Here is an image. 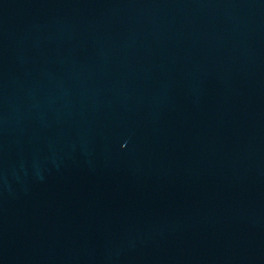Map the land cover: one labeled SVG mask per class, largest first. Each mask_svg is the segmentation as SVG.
<instances>
[{"label":"water","instance_id":"obj_1","mask_svg":"<svg viewBox=\"0 0 264 264\" xmlns=\"http://www.w3.org/2000/svg\"><path fill=\"white\" fill-rule=\"evenodd\" d=\"M0 264H264V0H0Z\"/></svg>","mask_w":264,"mask_h":264}]
</instances>
